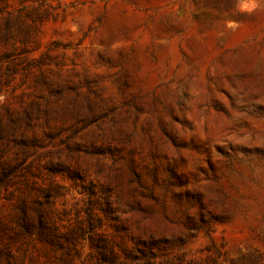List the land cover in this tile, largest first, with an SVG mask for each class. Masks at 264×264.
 I'll list each match as a JSON object with an SVG mask.
<instances>
[{
	"label": "rangeland",
	"instance_id": "374dc122",
	"mask_svg": "<svg viewBox=\"0 0 264 264\" xmlns=\"http://www.w3.org/2000/svg\"><path fill=\"white\" fill-rule=\"evenodd\" d=\"M0 24L5 212L26 194L67 264H264V0H0Z\"/></svg>",
	"mask_w": 264,
	"mask_h": 264
},
{
	"label": "trees",
	"instance_id": "16d2710c",
	"mask_svg": "<svg viewBox=\"0 0 264 264\" xmlns=\"http://www.w3.org/2000/svg\"><path fill=\"white\" fill-rule=\"evenodd\" d=\"M4 136V130L0 127V138ZM8 178L7 173L0 174V187L8 182ZM18 194L12 210L5 212L4 204L0 203V264H26V257L37 261L38 258L34 257L31 249L38 252L40 245L44 244L62 252L59 260L67 264L65 257L68 256V250L65 245L70 243L74 246L76 239L60 230L55 223L49 226L42 211L37 207H32L26 194ZM29 211H33V219ZM42 252L47 254L45 248Z\"/></svg>",
	"mask_w": 264,
	"mask_h": 264
}]
</instances>
